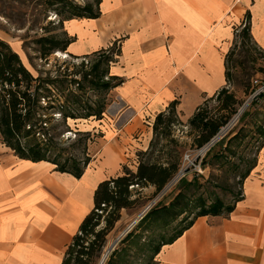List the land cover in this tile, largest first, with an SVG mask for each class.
<instances>
[{"label":"crops","instance_id":"obj_1","mask_svg":"<svg viewBox=\"0 0 264 264\" xmlns=\"http://www.w3.org/2000/svg\"><path fill=\"white\" fill-rule=\"evenodd\" d=\"M99 12L96 18L66 20L62 28L69 37L65 51L75 58L117 46L108 71L121 83L113 91V111L105 109L102 118L118 125L117 137L106 132L101 150L113 172L149 135L144 119L172 101L188 119L225 86V56L247 14L252 40L264 50V0H101ZM7 37L0 30V38ZM9 173L17 177L13 182ZM28 180L31 191L24 189ZM76 180L47 161L0 154V264L61 263L93 206L98 181L77 216L83 199L69 200ZM242 194L227 215L197 216L178 237L163 242L155 263L264 264V147Z\"/></svg>","mask_w":264,"mask_h":264},{"label":"rangeland","instance_id":"obj_2","mask_svg":"<svg viewBox=\"0 0 264 264\" xmlns=\"http://www.w3.org/2000/svg\"><path fill=\"white\" fill-rule=\"evenodd\" d=\"M62 1L54 3V0H0V30L8 36L7 41L0 39L7 44L12 41L19 42L31 66V72H29L34 77L41 75L43 78H54L55 75L67 71V73H72L69 77L80 81H83L82 76L85 73H90L86 76L87 82L98 80L101 83L99 77L106 81L110 78L107 73L110 62L104 57L108 55L113 60L117 46L111 47L108 51H97L80 58H75L63 50L69 37L63 31V22H60L62 16L57 15V12L61 10V5L64 2L83 5L92 0ZM64 11H68V8L65 7ZM242 27H239L237 36L227 52L229 55L226 71L229 79L225 83L228 92L233 93L239 101L236 112L227 122L237 117V114H239L238 120L235 118L236 124L226 138L236 132H239V138L231 142L228 150H223L226 141L221 147L216 145L201 163V173L194 171L188 163L200 162V158L196 155L201 154L199 151L202 146L194 145L196 132L188 124L189 118H182L176 110H174L169 126L163 128L162 124L154 133L155 116L150 120L142 121L144 129L146 126L151 129L149 135L144 139L141 148L128 156L127 161L117 168L119 171L115 172L102 160L101 150L109 134L117 137L119 131L117 130L118 125H115L116 121L112 123L109 119L96 120L94 117L68 120L69 130L63 125H57V131L64 132L61 136L65 141L63 146L72 153L80 151V145L70 144L79 137L78 132L83 138L89 137L86 141V151L91 157V162L85 168V174L93 177L95 181L98 180L96 184L102 180L119 176L124 170L135 173L139 162L158 163L163 166L170 163L176 164L177 167V171L160 190L151 184H134L129 187L130 204L120 210L118 221L105 235L104 247L96 264H99L110 243L115 244L114 248L101 264H156L154 261L156 248L172 239L188 224L198 212L200 203L208 205L219 198L227 206L235 201L240 191L242 180L240 177L257 160L258 152L264 147V50L263 52L259 50L251 41L242 40ZM42 37L52 38L51 45H56L45 57L41 56L39 50L48 47L49 42L41 41ZM56 50L65 52L68 57L55 56ZM93 66L96 67L93 68ZM110 80L112 83L117 81ZM86 81H83L84 85H88ZM114 89L115 87L94 88L88 90L86 96L90 102L98 98L104 99L107 102L105 109H109L111 113L115 105L113 101L116 100ZM257 91L262 95L258 99H253V94L258 93ZM217 105L218 101L213 96L207 102L206 108L213 110ZM245 110L247 115L239 120ZM108 127L110 130L107 129ZM4 146L0 141V154H13ZM182 170H186V174L182 180H179L177 176ZM103 176H106L105 179ZM179 191L184 193V214L176 215L180 210L178 207L161 210V207L169 206ZM154 207L157 212L141 220ZM108 211H110L109 207L102 214L100 226L104 225V216Z\"/></svg>","mask_w":264,"mask_h":264},{"label":"trees","instance_id":"obj_3","mask_svg":"<svg viewBox=\"0 0 264 264\" xmlns=\"http://www.w3.org/2000/svg\"><path fill=\"white\" fill-rule=\"evenodd\" d=\"M56 1L63 2L62 0H54V3ZM100 1L92 0L83 5L64 2L57 15L62 16L61 23L71 18H96L100 13ZM65 7L68 8V11H64ZM241 26H243L241 31L242 40L246 42L251 41L257 47L250 35L248 14L240 24ZM236 36L237 34H235ZM41 41L49 42L48 47H43L39 50L41 56L45 57L50 54L56 45H51L53 42L52 38L42 37ZM68 44L69 39L65 42L64 51ZM100 51H108V49ZM228 55L229 53L225 56V81L229 79L226 71ZM104 58L108 62L112 61L108 55H105ZM107 73L109 74L108 69ZM71 74L63 71L62 74L55 75L54 78H43L41 75L34 77L22 64L18 54L0 39L1 143L9 148L19 159L31 162L47 161L54 165L56 171L68 173L78 179L91 162V157L86 151V141L89 137L83 138L82 134L78 132L79 137L70 144L80 145V151L72 153L67 147L63 146L65 141L62 140L61 136L64 132L57 131V125H63L65 129L69 130L67 125L68 120L75 121L90 117H94L96 120L102 119L107 102L100 98L90 102L86 93L88 90L94 88L108 89L116 87L121 83V80L114 76H109L110 78L106 81L102 77H99L98 79L101 80V83L98 80L87 82L86 76L90 73H85L82 78L88 85H84L83 81L69 77ZM110 79L117 81L112 83ZM261 95L262 93H259L253 99H258ZM214 96L218 101L215 109L207 110L206 108V104L212 96L199 105L188 119V124L196 132L194 135V145L197 147L203 146L217 134L220 127L225 125L231 115L236 112V106L239 104L235 95L229 93L228 88L225 86L218 90ZM175 106L176 101H172L165 111L156 114L153 123V133L162 124L164 125L163 128L169 126ZM246 115L247 111L245 110L240 115L239 120L243 119ZM53 121L56 123H52ZM238 138L239 132H236L227 138L225 136L217 141L202 157L201 163H203L204 159L208 157L216 145L221 147L224 141H226L225 149L223 150H228L231 142ZM255 164L256 160L240 177L242 179L241 186L239 187L240 191L237 193V197L232 204L226 206L219 198H216L208 205L200 203L198 205L199 210L195 216L167 242H171L174 238L178 237L197 216L208 214L227 215L233 209L235 203L242 198V182ZM176 171V164L168 163L163 166L158 163L145 164L144 162H139L135 173L124 170L119 176L100 181L93 192V206L80 222L76 233L64 251L60 264H96L104 247L105 235L113 224L118 221L120 210L128 207L130 204L129 195L131 191L129 187L134 184H151L157 190H160ZM108 207L110 211L104 216L105 223L103 226H100L102 214L106 212ZM169 207H178L180 209L176 214L177 216L184 214V193L179 191L171 203H169V206H163L161 210H167ZM156 210V207L149 210L141 220L147 218L152 213H156ZM158 249L159 247L156 248L155 253Z\"/></svg>","mask_w":264,"mask_h":264},{"label":"bare ground","instance_id":"obj_4","mask_svg":"<svg viewBox=\"0 0 264 264\" xmlns=\"http://www.w3.org/2000/svg\"><path fill=\"white\" fill-rule=\"evenodd\" d=\"M10 43L12 45L11 46L12 50L18 54L22 64L31 72V66H30V64L26 58V55H25L24 51L18 46L19 42L18 41H12ZM54 55L55 56H62L64 58L68 57V55L65 52H61L59 50H56ZM16 178L17 177H12V175L10 173L7 174V181L8 182H13ZM76 181H77V184L75 186H73V188H72L73 197L70 198L69 200L72 202H75V197L83 199V202L81 203L82 207H80V205L77 204V212H78L77 216H80L83 213V211H85L87 208V205L85 204L86 200L87 199L91 200V186L94 185V180H90V178L88 177V174H84V175H82V178L77 179ZM32 184H33V182H29V180H28L25 184V187H24L25 191H27L28 187L31 191V189L33 187ZM73 184H74V182H72V185ZM114 245H115L114 243L109 244V246L107 247V249L105 250V252L102 255L103 261H104L106 255L114 248Z\"/></svg>","mask_w":264,"mask_h":264},{"label":"built area","instance_id":"obj_5","mask_svg":"<svg viewBox=\"0 0 264 264\" xmlns=\"http://www.w3.org/2000/svg\"><path fill=\"white\" fill-rule=\"evenodd\" d=\"M263 91V90H261ZM258 93H255L253 94L254 96L259 94V91H257ZM253 96V97H254ZM240 113V112H239ZM238 115L237 114V117L236 120H238ZM235 118L229 122H227L225 125H223L222 127H220L219 131L217 132V134L215 136H213L207 143H205L199 152H201V154H197V158L199 157L200 158V162L199 163H188V166L190 167H193V170L198 172V173H201L202 172V168H201V159L202 157L205 155V153L217 142L219 141L220 139H222L223 137H225L234 127V125L236 124L234 121ZM185 174H186V170H182V171H179L178 173V176H177V179L181 180L183 177H185Z\"/></svg>","mask_w":264,"mask_h":264},{"label":"water","instance_id":"obj_6","mask_svg":"<svg viewBox=\"0 0 264 264\" xmlns=\"http://www.w3.org/2000/svg\"><path fill=\"white\" fill-rule=\"evenodd\" d=\"M140 218H141V217H140ZM102 261H103V257H101L99 264H101V263H102Z\"/></svg>","mask_w":264,"mask_h":264}]
</instances>
